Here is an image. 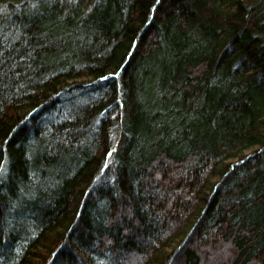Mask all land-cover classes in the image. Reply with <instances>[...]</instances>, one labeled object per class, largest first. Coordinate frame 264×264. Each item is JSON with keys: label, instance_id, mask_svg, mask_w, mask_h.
Listing matches in <instances>:
<instances>
[{"label": "trees", "instance_id": "obj_1", "mask_svg": "<svg viewBox=\"0 0 264 264\" xmlns=\"http://www.w3.org/2000/svg\"><path fill=\"white\" fill-rule=\"evenodd\" d=\"M0 2L17 264H264V0Z\"/></svg>", "mask_w": 264, "mask_h": 264}, {"label": "rangeland", "instance_id": "obj_2", "mask_svg": "<svg viewBox=\"0 0 264 264\" xmlns=\"http://www.w3.org/2000/svg\"><path fill=\"white\" fill-rule=\"evenodd\" d=\"M2 6H3L2 3L0 2V8ZM16 43L19 44L18 41ZM30 70H31V72H33L32 69H30ZM108 92H109L108 91V88H106L104 90V92L101 93L102 95L98 94L97 92H95V93L92 92V96H90V98H92V101H94V99H97L98 100V98L100 96L99 101H98L99 102L98 107H99V110L100 111H102L104 108H106V107H108L110 105V99L112 98V94L111 93H108ZM80 94H81V92H80V89H78V87L77 88H74L73 87V88H70L67 91H64L60 95L58 102L56 104H53V105H55L56 111H58V112L50 111V112H48L46 114L45 117L51 119V118L55 117L56 115H59V112L61 110H69L70 109L69 107L72 106L71 104L76 103V101L78 99H86L84 96H81ZM87 96H89V94H87ZM116 96L118 98H121V100L124 99L123 98L122 91H120V90L116 94ZM122 102H123V100H122ZM122 102H120V103L122 104ZM120 105H119V109H118V114L119 115H120V111L123 110ZM46 111H49V110H46ZM108 111H109V113L107 114L108 117L113 118L114 117L115 108L112 106L106 112H108ZM65 115H67V114H65ZM59 122L60 123H56V125L64 123L65 122V119H60ZM5 223H6L5 222V219L4 220H0V247H1V251H5L7 253V255H8V259L6 260L7 262L5 261V264H17L24 257L23 255H24V251L26 250L25 248L28 247V249H29V246H28L29 245V242H30V240H31L32 237H35V232L36 231L32 230L30 233H28L29 236L25 238V240L23 241V243L21 245L16 246V248H17L16 249L14 246L10 245L11 243L8 242L7 237H4L5 234H6V229H5L6 227H4L5 226ZM25 235H26V231H25L24 236ZM9 246H11V247H10L9 252H7ZM1 260H3V259H1ZM2 263L4 264V261H2Z\"/></svg>", "mask_w": 264, "mask_h": 264}]
</instances>
